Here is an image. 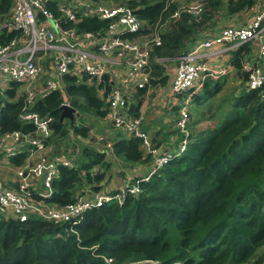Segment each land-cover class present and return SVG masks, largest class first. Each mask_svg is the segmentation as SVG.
<instances>
[{"label": "trees", "instance_id": "obj_1", "mask_svg": "<svg viewBox=\"0 0 264 264\" xmlns=\"http://www.w3.org/2000/svg\"><path fill=\"white\" fill-rule=\"evenodd\" d=\"M202 1L198 15L183 14L166 23L160 34L161 44L151 52L150 83L153 85L167 81L165 71L169 62H157L156 58L176 63V57L225 27L219 23L224 14L220 15L221 11L231 18L256 3V0ZM13 2L0 0V23L8 21ZM127 3L145 24L141 34L147 31L148 25L167 21L169 10H163V0H128ZM50 7L54 9L53 4ZM106 23L86 17L78 27L81 31H96ZM0 31V42H8L18 35L7 29ZM135 35L126 34L128 38ZM252 48L247 43L230 52L233 55L229 64L243 79L247 74L242 72L241 61L252 53ZM64 78V95L60 90H50L38 96L29 109L41 117L53 118L50 128L55 146H59L58 142L68 132L64 120L59 121L60 105L65 99L78 111L87 108L102 118L107 112L97 87L77 82L68 75ZM225 80V75L206 78L189 108L199 99L204 103L209 100L221 90ZM16 88L17 83H13L6 91V100L0 108V136L14 130L30 133L35 128L34 124L23 123L18 118L23 96L10 100ZM232 94L225 106L228 109L223 112L224 118L213 114L206 117L211 119V125L199 128L194 126L199 120L192 122L193 127H189V121L184 152L168 160L147 180H141L136 194L125 190L124 184L125 181L134 183L138 176L127 177L123 168H119L121 177L127 178L121 186L107 189L100 184L112 166L107 161L110 153L121 158L125 165L116 159L122 167L150 158L143 150L142 139L134 134L112 126L118 135L112 136L110 148L83 146L76 158L66 150L61 152L71 158L73 167H59L49 201L62 206L73 202L88 188L118 196L85 210L74 225L38 218L19 222L1 217L0 264H263L264 83L254 89L244 87L236 93L233 90ZM178 108L177 104L173 108L177 114ZM138 109L137 103L132 104L129 113L136 115ZM76 121L70 126V134L89 136L90 125ZM175 130L179 138L184 136ZM154 141L158 146L162 142L156 138ZM168 147L161 151H173L171 141ZM25 156L26 153L19 154L9 162L20 165Z\"/></svg>", "mask_w": 264, "mask_h": 264}, {"label": "built area", "instance_id": "obj_2", "mask_svg": "<svg viewBox=\"0 0 264 264\" xmlns=\"http://www.w3.org/2000/svg\"><path fill=\"white\" fill-rule=\"evenodd\" d=\"M163 2V10H169L170 18H178L190 8L197 14L201 11L200 5L177 7L174 0ZM56 6L58 13H52L43 0H14L8 21L0 23V30L18 34L8 42H0V91L10 90L13 83L24 85L25 99L18 118L35 127L30 133L14 130L0 136V161L26 153L16 169L18 189L0 180V213L19 222L38 218L74 225L85 210L118 196L88 188L73 202L62 206L48 200L59 167H73V162L63 153L52 151L47 142L48 138L52 139L53 118L41 117L29 109L45 92L60 90L64 95L66 75L88 85L96 81L99 94L106 96L107 112L103 120L142 139L144 152L153 158V166L146 176L138 177L132 184L125 181L124 189L132 194L139 192L141 180H147L186 149L191 99L206 78L221 76L224 72L223 68L212 66L210 59L252 43L257 47L256 54L248 56L253 62L247 57L241 61V69L247 74L244 87L254 89L264 83V0H260L250 8L254 14L251 20L227 25L176 57L168 92L179 105L175 125L184 136L174 152H159L141 130V117L129 113L131 95L150 84L149 53L153 45L161 44L159 31L141 43L128 38L126 34H139L145 24L127 3L62 0ZM86 17L107 23L96 31H81L78 25ZM62 105L71 106L68 99ZM40 151L46 153L37 157Z\"/></svg>", "mask_w": 264, "mask_h": 264}, {"label": "rangeland", "instance_id": "obj_3", "mask_svg": "<svg viewBox=\"0 0 264 264\" xmlns=\"http://www.w3.org/2000/svg\"><path fill=\"white\" fill-rule=\"evenodd\" d=\"M43 1H45V4L51 10V12L54 13L56 1L60 2L62 0H43ZM103 1L104 2L111 1L114 4H118V3H125L126 4L128 2V0H86V2L93 3V4L98 3V2H103ZM259 1L260 0H256V3H258ZM174 2L176 3L177 7H182V6L196 7V6L200 5L201 9H202V6H203L202 0H186V1L174 0ZM50 4H53L54 9H51ZM194 5H196V6H194ZM249 10H247L245 12L248 13ZM58 11L59 10L56 8L57 13H58ZM182 13L188 14V15H193V16H196L199 14V13L197 14V11L194 12L193 10H191V8L189 9V11H185ZM222 13H224V14H223L221 20L219 21L220 24H224L230 18L229 14H226V12L224 10L220 12V15ZM181 15H183V14H181ZM170 19H175V18H170L168 16L167 21L163 24H157V25H153V26L148 25V29L146 32H144L142 34L141 33L137 34L133 38H130V39L141 43L147 39L152 38V36L154 35L156 30L159 31V33L161 34V33H163V29H164L166 23L169 22ZM250 44L252 47H254V45L252 43H250ZM154 46L155 45H153L150 49L149 59H148L149 63L151 62V57H152L151 52H152V49ZM232 55H233L232 53H229V51H226L225 54H223L221 56H217L216 58H214L215 65L214 64H212V65H214V67L217 66V68H223L224 72H222L220 74L221 75L224 74L226 76L225 83L219 92H217L214 95H211L209 100H204L205 103L203 102L202 99H199L197 102H193L190 105V108H189L190 126L189 127H193L192 122L198 121V120H199V122L194 125L195 128H199V126L205 127V126L211 125V122L209 121L211 119L210 118L207 119L206 117H210L213 114H218V115H220L221 118H224L223 112L228 109V107H225V106H227L230 103V99L232 98V95H233L232 94L233 90L236 93L238 90L244 89L246 79H243V77L237 73L235 68L229 64V61L231 59L230 57ZM247 59H249L248 56H247ZM155 60L157 62H169L167 64L164 63V64H166L165 73L167 74V81L164 84L153 85L152 83H150L148 86L141 88L136 93L132 94L129 101H130L131 105L132 104L135 105L137 103V105L139 106L137 114L133 115V116L134 117H141L140 128L142 130L145 128V130L148 131L149 134L146 131L145 132H146V135H148L152 140V141L150 140L151 145L154 146V145L158 144L157 141H154V138L157 139V137L160 136L159 133H161V131H163L164 129H165V131H168V135L171 136V138L173 139V141H171V145H176L179 142V140L181 139V138H179L178 132L176 130L174 131V129H177L176 125H175V119L177 118V111L175 112L173 110V108L176 106V104H173L175 101L173 100V97L168 92V88H169L170 82H171L172 69L174 68L175 62H170V60H165L163 58H161L159 60H157V58H156ZM175 60H176V58H175ZM249 60L251 62H253V58H250ZM242 72H244V71H242ZM150 73L152 74L151 64H150ZM218 76L213 75L211 78H216ZM65 83L66 82L64 81V85H65ZM89 85L94 86L96 88V81L92 82ZM23 88H24V85L17 84V88L15 90L14 96L11 97L10 99L12 101L13 100L16 101L20 96H23V101H24L25 93L23 91ZM246 89H248V88H246ZM139 92H142V93L139 94ZM98 96L101 98V100L103 102V108H106V96L100 95L99 91H98ZM6 97H7L6 92H5V89L3 88L0 91V105L3 103V101L6 100ZM22 104H23V102H22ZM74 109L82 117L81 120L85 124L90 125L91 129L89 132V136H87V137L72 136L70 134V130H69L70 126L72 125V123L76 124L77 123L76 120H79V121H81V120L78 117H74L72 122H70L68 119H64V123H65V125H67L68 132H66V136L61 141L58 142L59 146H55L54 137H52V139L48 138V140H47L48 143H50V142L53 143L54 148L52 147V151L54 150L55 153L60 154L61 152L66 153V152H64V150H66L68 154L70 153L71 156L76 158V157H78V154L81 151V149L83 148V146H86L89 148H96V149H108L107 145H106L107 137L109 135H111V136L118 135L117 134L118 130L114 129L112 127V125H109L108 123H106L102 117H98V115H95L93 113V111L90 109L82 108L80 111H78L76 108H74ZM165 110H169L170 114L169 115H168V113L166 114ZM172 119L174 121H171ZM151 132H153V134H155V135L152 136L150 134ZM168 141H169V139L166 142H168ZM172 148L173 147H170V149H172ZM61 149H63V150H61ZM174 150H176V149H174ZM116 158H118V160L121 159L117 156H116ZM116 158L111 153L108 156L107 161H110L112 166L107 170V172L105 173L103 178L100 180V184L104 188L109 186L111 181H114L115 176L120 171L119 170L120 163L122 165H125L120 160H119L120 161V163H119V161ZM148 160H150V158ZM5 162H7V163H5ZM146 162H148V161H146ZM18 166L19 165H12L11 163H8V161H6V160L5 161L1 160L0 161V180L8 182L7 180H9V179H7L5 176L10 177L12 175H15V171H16ZM131 166L132 165H129V166H126L123 168L126 176H128V175L132 176L134 174V173H131ZM93 172H94V170H93ZM137 175L140 176V173H138ZM141 175H147V173L141 174ZM5 179H7V180H5ZM121 179H123V178H121ZM84 187H86V185ZM261 249L263 250L264 247H262ZM263 262H264V260H263Z\"/></svg>", "mask_w": 264, "mask_h": 264}, {"label": "crops", "instance_id": "obj_4", "mask_svg": "<svg viewBox=\"0 0 264 264\" xmlns=\"http://www.w3.org/2000/svg\"><path fill=\"white\" fill-rule=\"evenodd\" d=\"M254 16V14L253 13H251L250 12V10L248 11V13H246V12H244V13H238V14H235V15H233V17H231V18H229V20L227 21V22H225L224 23V25L226 26V25H237V24H241V23H243V22H245V21H249V20H251V18ZM218 32V31H217ZM214 34H216V32L214 33ZM213 34V35H214ZM202 41V40H201ZM251 45V44H250ZM256 51H257V47L254 45V47L252 48V51H250V52H252L250 55H255L256 54ZM250 55H248V56H250ZM211 64H214L215 65V62H214V58H212V59H210V61H209ZM174 65H175V63H174ZM214 65H212V66H214ZM218 65V64H217ZM9 99V98H8ZM174 99V98H173ZM172 104V103H171ZM173 104H175V102L173 103ZM165 112H166V114L168 113V115L170 114V111L169 110H165ZM171 121H174L173 119L171 120ZM146 131V130H145ZM144 131V132H145ZM147 133H148V131H146ZM145 132V133H146ZM166 133H168V131H165V129L163 130V131H161V133H159V135L160 136H158L157 137V139L158 140H161L162 142L159 144V146H158V144L157 145H154V147L159 151V152H161V150L164 148V147H168V143H169V141H173V139L171 138V136H169L168 134H167V136H166V138H164L165 137V135H166ZM149 134V133H148ZM152 136L153 135H155V134H153V132H151L150 133ZM149 137V136H148ZM149 139L151 140V138L149 137ZM165 141H164V140ZM169 139V141L168 142H166L167 140ZM113 140H112V136L111 135H109L108 137H107V140H106V145H107V147H111V145H112V142ZM152 141V140H151ZM50 145H51V147H53L54 148V146H53V143L52 142H50L49 143ZM165 145H167V146H165ZM172 147H173V151H174V149L176 148V146H173L172 145ZM169 148V147H168ZM46 152L45 151H40L39 153H38V155H37V157L38 156H40V155H44ZM50 153V152H49ZM146 161H148V162H146ZM5 163H7V162H5ZM8 163H10L9 162V160H8ZM151 164V165H150ZM152 166H153V158L150 156V160H145L144 162H140V163H136V164H133L132 166H131V173H134L133 175H135V176H138L137 174L138 173H140V176H138V177H144V175H141V174H148L149 173V171L151 170V168H152ZM119 168H124V167H122L121 165H120V167ZM150 169V170H149ZM15 171V170H14ZM123 173L121 172V171H119V173L115 176V178H114V181H111V183L109 184V186L110 187H113V186H121L123 183H124V181H125V178H127V177H131V176H127V177H121V175H122ZM7 179H9V180H7V179H5V180H7L8 182H6V181H3V180H1L3 183H5L6 185H8L9 187H11V188H13V189H18V184H17V175H16V171H15V175H12V176H10V177H8V176H5ZM121 178H123V179H121ZM109 186H107L108 188L107 189H109ZM85 188H87V186L85 187ZM0 217H4V218H9L8 216H5L4 214H2V213H0Z\"/></svg>", "mask_w": 264, "mask_h": 264}, {"label": "water", "instance_id": "obj_5", "mask_svg": "<svg viewBox=\"0 0 264 264\" xmlns=\"http://www.w3.org/2000/svg\"><path fill=\"white\" fill-rule=\"evenodd\" d=\"M60 109H61V113L59 117L60 122H62L64 119H68L70 122H72L74 117H78L80 120L82 119L80 114L76 112L72 106L62 105L60 106Z\"/></svg>", "mask_w": 264, "mask_h": 264}]
</instances>
